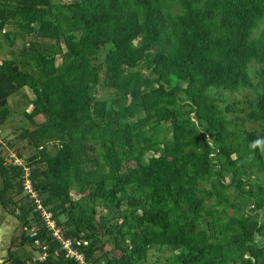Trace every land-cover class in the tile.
I'll use <instances>...</instances> for the list:
<instances>
[{
  "label": "trees",
  "instance_id": "1",
  "mask_svg": "<svg viewBox=\"0 0 264 264\" xmlns=\"http://www.w3.org/2000/svg\"><path fill=\"white\" fill-rule=\"evenodd\" d=\"M260 22L264 0H0V41L28 37L0 72L32 90L43 117L24 113L32 125L20 134L36 150L24 159L32 187L45 208L54 202L47 209L65 236L88 241L86 259L138 264L153 247L168 253L153 264H264V151L251 147L264 138V30L252 37ZM98 87L113 95L97 100ZM239 87L252 90L243 120L256 127L232 145L225 114L234 105L219 102ZM17 169L0 156V203L10 215V194L22 192ZM82 176L85 196L74 199L69 181ZM231 187L251 201L247 210L224 195ZM21 199V241L38 240L46 256L33 260L19 247L6 264H78ZM100 205L106 216L96 221ZM104 239L111 249L99 255Z\"/></svg>",
  "mask_w": 264,
  "mask_h": 264
},
{
  "label": "rangeland",
  "instance_id": "2",
  "mask_svg": "<svg viewBox=\"0 0 264 264\" xmlns=\"http://www.w3.org/2000/svg\"><path fill=\"white\" fill-rule=\"evenodd\" d=\"M180 11V8L178 5H175L173 4V6L171 7V13L174 14L176 12ZM138 22V21H137ZM140 29H142L141 25L138 26ZM264 30V22H260L252 31V37L255 38V37H258L260 32ZM144 36L142 34H140L139 36H137L136 39H134L132 42H130V49L131 50H134L137 48H139L141 45H142V42H143V38ZM143 38V39H142ZM64 47V46H62ZM135 51V50H134ZM106 53V49H101L99 50V53H98V56H97V59L94 61V63L97 62V60H102V58L104 57ZM56 63L59 64L60 63V58L58 57L57 60H56ZM256 64L253 63L249 66V73H250V76L255 79V76L253 74V71L256 69ZM147 72V71H146ZM125 73L131 77V78H135L138 74V71H137V68H131V69H126ZM209 92H210V89H209ZM94 94H95V98L97 100L99 99H103V98H107L109 97L110 95L112 96L113 93L111 91H108L106 89H103L101 87H98L96 88V91H94ZM248 94H252V90L249 89V88H243V87H239L238 89H236L233 93H228L226 92L225 93V98H224V101L222 102H219V106L221 108H224L226 104L228 103H233L234 105V110L233 111H229V112H226L225 114V117L228 119V120H232L231 122H229V124L227 125V132H228V137H227V141H229L232 145H235L236 142H235V137L239 134H241L243 131L245 130H248L250 128H255L256 127V124H253L249 121H245L243 120V116H244V99L246 97V95ZM29 114L31 116H36V118H38L39 120H43V117L42 115H35L36 112L35 110H29ZM13 115V114H11ZM5 120L1 121L0 119V125H1V132H2V135L4 137V139L8 140V142L10 143L9 145V148L13 151V152H16L18 154H20L19 156L22 157L23 159L31 156L33 153H36V150L33 148V146H30L29 145V142L27 139H22L20 138V134L22 133V131L24 129H29V127L32 125L30 123V121H28V119L25 117V115L23 114H18V115H13V116H10L8 117L7 119L4 118ZM233 123H235L236 125H234ZM165 135L167 137H170L171 133L170 132H167L165 133ZM45 147H46V151L50 154H53L54 151H55V148H56V145L55 143L50 140L49 142H46L45 144ZM1 149V148H0ZM9 149H6V148H3L0 150V156L3 158V163H7L8 162V152ZM144 157H146V154H144ZM138 158V157H137ZM140 161V159H139ZM134 163L133 161H131L130 164ZM25 166H27L26 164L27 163H24ZM133 165V164H132ZM132 165H128L127 167L130 168ZM19 173H22V167H17ZM20 175V174H19ZM20 177L22 178V175H20ZM19 178V177H18ZM230 179V177L228 175L225 176V181L228 182V180ZM16 180V179H15ZM14 180V181H15ZM255 178H253V180H251V182H254ZM250 182V183H251ZM20 183H21V179H20ZM86 179L84 176L82 177H73L70 179L69 181V191L72 195V197L74 199H81L85 196V186H86ZM205 180H201L200 181V185L205 187L206 184H205ZM244 183V181H243ZM243 186V185H242ZM245 187H247L246 185H244ZM0 187L2 188V180H1V177H0ZM23 192V193H22ZM22 192L17 194L15 192V190L12 191V194H10V198L12 200L13 203L16 204V210L14 212L13 215H11V218H14L15 220L16 217L14 216L15 214H20L21 212V208L22 206L27 203V201H24L21 199L22 195H27V199L28 201H33V198L26 194L23 189H22ZM224 195L230 200V201H233L235 202V204H239L241 203L243 206H244V210H247L248 207L251 206V201L249 200H246L245 197H241L235 190V188L231 187L229 189H227L225 192H224ZM33 203V202H32ZM1 205V204H0ZM54 205V202L52 201H49V205L48 207H53ZM47 207V208H48ZM4 208V207H3ZM2 206H0V210L2 211ZM97 209V212L101 211V213H98L97 215H95V220L97 221H100V215L101 216H106L105 215V212H104V206L103 205H100V206H97L96 207ZM5 212L8 213V209L7 208H4ZM4 213V212H3ZM264 214V211L262 212ZM10 214V213H8ZM28 217L30 218V220L32 219V213H30L28 215ZM11 218H9V216L7 217V221H12L13 224L16 227V229H18L19 227V230L20 232H22V227L20 225V222L17 220V222L15 220H12ZM58 219L60 222H63L65 220V216L64 215H59L58 216ZM1 222V220H0ZM107 222H111L110 219L107 218L106 220V223ZM34 225V223L32 222V226ZM32 232V229H27L26 230V233H30ZM19 232L17 231L16 234L17 235H20L18 234ZM259 236H256L255 239H258ZM17 238V237H16ZM19 239V238H18ZM18 239H15L13 237V240L16 242V243H19L18 245L14 244L11 246L10 250H11V255L12 253L14 252H17V248L19 247H24L28 252H30L34 257H37L40 255V251L38 249V247L32 245L28 242H24V241H21V240H18ZM105 240V239H104ZM107 240V239H106ZM104 241L102 243H98V247H99V255L101 254V252H104V251H109L111 249V246L108 244V240L107 241ZM12 242H10L11 244ZM102 244V245H101ZM166 255H168V253L166 252H162V251H157L155 248H150L147 252H146V255L144 256L143 260H142V263H138V264H153L155 263L157 260H162L166 257ZM243 264H250L249 262H243Z\"/></svg>",
  "mask_w": 264,
  "mask_h": 264
},
{
  "label": "crops",
  "instance_id": "3",
  "mask_svg": "<svg viewBox=\"0 0 264 264\" xmlns=\"http://www.w3.org/2000/svg\"><path fill=\"white\" fill-rule=\"evenodd\" d=\"M7 29H11V26L4 27L2 29V33H4ZM28 41V37H23L20 34L16 35V40L13 46H8L3 40L0 41V60H12L18 49L20 48L23 42ZM34 94L32 90L28 86H16L14 85L5 74L0 72V119L1 121L5 120L4 118H8L13 115L28 113L29 110H35L32 105V100L34 99ZM36 112V110H35ZM13 114V115H11ZM1 127V125H0ZM1 129V128H0ZM1 177V176H0ZM2 180V177H1ZM3 187V180H2ZM0 187V191H1ZM1 204V203H0ZM2 206V205H0ZM3 208V206H2ZM4 212V213H3ZM11 218V215L5 212L4 208L2 211L0 210V264H6L12 261L11 255V246L18 245L13 240L15 239L21 240V232L16 229L17 226L13 224L12 221H7V217ZM15 220L14 218H11ZM17 222V220H15ZM19 232L17 235L16 232ZM17 237V238H16ZM10 242H12L10 244Z\"/></svg>",
  "mask_w": 264,
  "mask_h": 264
},
{
  "label": "built area",
  "instance_id": "4",
  "mask_svg": "<svg viewBox=\"0 0 264 264\" xmlns=\"http://www.w3.org/2000/svg\"><path fill=\"white\" fill-rule=\"evenodd\" d=\"M0 148L9 149L8 152V162L6 164L13 165L16 167H22V175L21 179V186L23 191L30 195L33 198V203L35 204L34 210L38 213L39 221L41 226L47 231V234L51 237L52 241L56 242L58 245L59 250L63 251L64 254L68 257L74 259L78 264H94L90 260L86 259L84 248L88 245V241L84 239H74L63 234L62 228L56 223V219L53 216V213L45 208L39 198H37V193L32 187V183L30 180V168L29 166H25V160L18 155V153L13 152L9 148L8 140L4 139L1 129H0ZM37 226H32V232H30V236H34L35 229ZM33 244L35 246H39L38 240H34ZM42 251L40 255L37 257H33L32 259H44L46 256L45 248L46 246L43 245Z\"/></svg>",
  "mask_w": 264,
  "mask_h": 264
},
{
  "label": "clouds",
  "instance_id": "5",
  "mask_svg": "<svg viewBox=\"0 0 264 264\" xmlns=\"http://www.w3.org/2000/svg\"><path fill=\"white\" fill-rule=\"evenodd\" d=\"M251 147L252 148L259 147L261 151H264V138H258L255 141H253Z\"/></svg>",
  "mask_w": 264,
  "mask_h": 264
}]
</instances>
